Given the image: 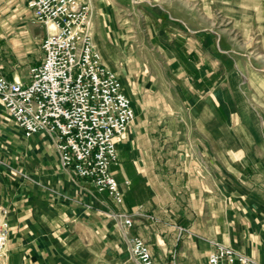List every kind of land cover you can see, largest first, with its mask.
Segmentation results:
<instances>
[{"label":"crops","instance_id":"0c3cea01","mask_svg":"<svg viewBox=\"0 0 264 264\" xmlns=\"http://www.w3.org/2000/svg\"><path fill=\"white\" fill-rule=\"evenodd\" d=\"M28 1L0 0V76L9 82L29 83L30 70L44 60L47 30ZM89 3L95 47L135 112L116 141L118 163L111 167L123 202L63 169L56 139L26 137L0 104L6 264H136L133 235L157 264H207L213 244L264 264L259 127L227 106L220 81L205 75L203 58L177 54L170 68L148 73L129 48L112 1ZM120 214L133 219L128 236Z\"/></svg>","mask_w":264,"mask_h":264},{"label":"built area","instance_id":"2783aa9c","mask_svg":"<svg viewBox=\"0 0 264 264\" xmlns=\"http://www.w3.org/2000/svg\"><path fill=\"white\" fill-rule=\"evenodd\" d=\"M28 7L47 30L41 46L44 60L30 70L27 84L0 76V104L26 137L46 133L56 139L63 169L121 205L111 167L118 163L116 141L126 133L135 112L120 79L104 66L95 47L90 3L29 0ZM119 217L128 236L133 219L126 214ZM8 236L6 212L0 207V264H6ZM128 240L136 264H157L140 237ZM207 264L262 263L213 244Z\"/></svg>","mask_w":264,"mask_h":264},{"label":"rangeland","instance_id":"374dc122","mask_svg":"<svg viewBox=\"0 0 264 264\" xmlns=\"http://www.w3.org/2000/svg\"><path fill=\"white\" fill-rule=\"evenodd\" d=\"M111 1L148 73L170 68L177 54L203 58L227 106L257 125L264 141V0Z\"/></svg>","mask_w":264,"mask_h":264}]
</instances>
